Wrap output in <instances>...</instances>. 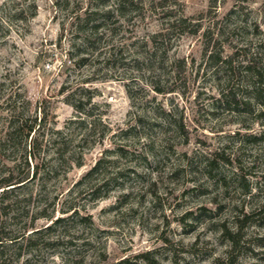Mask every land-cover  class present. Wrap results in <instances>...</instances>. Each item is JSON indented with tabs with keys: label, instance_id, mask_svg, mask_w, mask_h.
I'll list each match as a JSON object with an SVG mask.
<instances>
[{
	"label": "rangeland",
	"instance_id": "374dc122",
	"mask_svg": "<svg viewBox=\"0 0 264 264\" xmlns=\"http://www.w3.org/2000/svg\"><path fill=\"white\" fill-rule=\"evenodd\" d=\"M27 173L0 264H264V0H0Z\"/></svg>",
	"mask_w": 264,
	"mask_h": 264
},
{
	"label": "trees",
	"instance_id": "16d2710c",
	"mask_svg": "<svg viewBox=\"0 0 264 264\" xmlns=\"http://www.w3.org/2000/svg\"><path fill=\"white\" fill-rule=\"evenodd\" d=\"M76 110L82 111V107L75 105ZM42 121V120H41ZM36 122L37 120L35 119L34 122L29 123V121L26 119L23 121L18 120L17 124L12 121V123H9L10 127L9 130L6 132L5 137L7 140H12L14 137H17V135H23L26 139L31 138V143H30V151H29V158H34L36 160V149H37V138L34 139V135L37 132L36 129ZM27 159V158H26ZM29 179V173H27L26 177H15V176H9V177H4L0 179V209H6L5 204V198L8 195L9 191L20 187L16 186L17 184H22L26 183ZM22 184V185H24ZM21 185V186H22ZM44 217L47 218V215H44ZM62 219L56 220L55 223L60 222ZM5 233H3L2 230H0V262L4 259V244L8 241H14L17 238H11L8 240L7 237L4 236ZM13 243V242H12Z\"/></svg>",
	"mask_w": 264,
	"mask_h": 264
}]
</instances>
